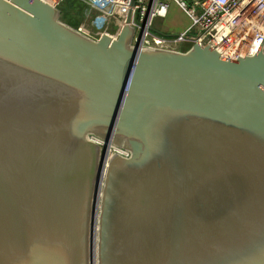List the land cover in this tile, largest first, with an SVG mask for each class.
I'll return each instance as SVG.
<instances>
[{
    "label": "water",
    "instance_id": "water-1",
    "mask_svg": "<svg viewBox=\"0 0 264 264\" xmlns=\"http://www.w3.org/2000/svg\"><path fill=\"white\" fill-rule=\"evenodd\" d=\"M131 16L95 41L0 0V264H264L263 48H144ZM90 135L130 155L103 174Z\"/></svg>",
    "mask_w": 264,
    "mask_h": 264
},
{
    "label": "built area",
    "instance_id": "built-area-1",
    "mask_svg": "<svg viewBox=\"0 0 264 264\" xmlns=\"http://www.w3.org/2000/svg\"><path fill=\"white\" fill-rule=\"evenodd\" d=\"M46 1V0H45ZM83 3L82 22L75 28L95 41L107 35L117 39L131 12V25L135 28L133 43L139 41L144 48L186 51L184 45L211 44L228 59L255 55L264 51V0H171L182 9L191 21L186 31L163 35L152 29L154 17L165 16L168 4L163 0H79ZM57 7L63 0H47ZM193 27L200 34L190 39ZM140 33V39L137 36ZM89 139L104 148L103 174L115 155L128 157L130 152L96 136Z\"/></svg>",
    "mask_w": 264,
    "mask_h": 264
},
{
    "label": "crops",
    "instance_id": "crops-1",
    "mask_svg": "<svg viewBox=\"0 0 264 264\" xmlns=\"http://www.w3.org/2000/svg\"><path fill=\"white\" fill-rule=\"evenodd\" d=\"M163 1L168 4L166 15L164 17H154L152 21V29L154 32L163 35H172L191 28V21L189 17L174 1ZM188 34L190 39H192L200 34V29L198 27H193ZM191 46L192 44L190 41L184 45V47H188L187 49Z\"/></svg>",
    "mask_w": 264,
    "mask_h": 264
},
{
    "label": "rangeland",
    "instance_id": "rangeland-1",
    "mask_svg": "<svg viewBox=\"0 0 264 264\" xmlns=\"http://www.w3.org/2000/svg\"><path fill=\"white\" fill-rule=\"evenodd\" d=\"M81 6L82 5H80L78 0H63V2L58 6L60 11V20L74 29L77 28L82 22L84 5L82 6V11L80 12Z\"/></svg>",
    "mask_w": 264,
    "mask_h": 264
},
{
    "label": "trees",
    "instance_id": "trees-1",
    "mask_svg": "<svg viewBox=\"0 0 264 264\" xmlns=\"http://www.w3.org/2000/svg\"><path fill=\"white\" fill-rule=\"evenodd\" d=\"M79 1V0H78ZM80 2V5H82L83 6V3L81 2V1H79ZM75 3V2H74ZM72 5H74V4H72ZM82 6H81V8H80V12L82 11Z\"/></svg>",
    "mask_w": 264,
    "mask_h": 264
},
{
    "label": "bare ground",
    "instance_id": "bare-ground-1",
    "mask_svg": "<svg viewBox=\"0 0 264 264\" xmlns=\"http://www.w3.org/2000/svg\"><path fill=\"white\" fill-rule=\"evenodd\" d=\"M47 1V0H46ZM49 1V0H48Z\"/></svg>",
    "mask_w": 264,
    "mask_h": 264
}]
</instances>
